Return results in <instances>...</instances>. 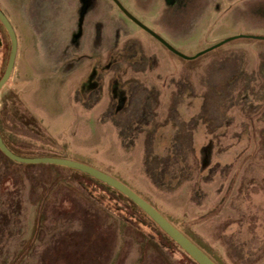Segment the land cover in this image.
<instances>
[{
    "label": "rangeland",
    "instance_id": "374dc122",
    "mask_svg": "<svg viewBox=\"0 0 264 264\" xmlns=\"http://www.w3.org/2000/svg\"><path fill=\"white\" fill-rule=\"evenodd\" d=\"M118 2L181 54L116 0H0L4 137L122 180L218 264H264V0ZM10 50L0 21V78ZM109 187L0 153V264H198Z\"/></svg>",
    "mask_w": 264,
    "mask_h": 264
},
{
    "label": "water",
    "instance_id": "95a60500",
    "mask_svg": "<svg viewBox=\"0 0 264 264\" xmlns=\"http://www.w3.org/2000/svg\"><path fill=\"white\" fill-rule=\"evenodd\" d=\"M118 5L122 10L141 27L152 33L161 42L166 44L170 49L175 50L171 45H169L162 37H160L156 32L152 31L146 25H144L137 18L132 16L119 2L116 0ZM0 21L6 28L10 41L11 50L9 55V60L4 74L0 78V91L8 81L11 73L15 66V61L18 52V38L16 31L4 13L0 8ZM181 54L180 52H178ZM0 150L11 160L18 163L36 164V163H49L61 166H66L69 168L76 169L83 173H86L103 183L109 185L110 187L118 190L120 193L129 198L133 203H135L139 208H141L164 232L169 236L175 243H177L191 258H193L198 264H218L200 245H198L194 240H192L188 235L181 231L176 225H174L161 211H159L153 204H151L147 199L137 193L133 188L122 180L116 178L115 176L82 161L67 157L59 156H23L17 154L9 148L3 139L0 131Z\"/></svg>",
    "mask_w": 264,
    "mask_h": 264
},
{
    "label": "trees",
    "instance_id": "16d2710c",
    "mask_svg": "<svg viewBox=\"0 0 264 264\" xmlns=\"http://www.w3.org/2000/svg\"><path fill=\"white\" fill-rule=\"evenodd\" d=\"M0 131H1V134H2V136H3V139H4V141L6 142V144L9 146V148L11 149V150H13L14 152H16L17 154H20V155H23V156H36L37 154H33V153H30V152H27V151H23V150H21V149H19V148H16L14 145H12L11 143H9L8 141H7V139L4 137V135H3V132H2V129L0 128ZM0 153H1V155H3L4 157H6V158H8L5 154H3L2 153V151L0 150ZM9 159V158H8ZM11 160V159H10ZM15 162V161H14ZM53 166H56V167H61V168H65V169H69V170H74L73 168H69V167H66V166H61V165H56V164H53ZM83 175H86V176H89L90 177V175H88V174H86V173H83V172H81ZM92 177V176H91ZM97 180V179H96ZM99 182H102V181H100V180H98ZM103 183V182H102ZM105 184V183H104ZM110 188V187H109ZM167 237V236H166ZM167 239H169L172 243H174L172 240H171V238H169V237H167Z\"/></svg>",
    "mask_w": 264,
    "mask_h": 264
},
{
    "label": "flooded vegetation",
    "instance_id": "af4514ba",
    "mask_svg": "<svg viewBox=\"0 0 264 264\" xmlns=\"http://www.w3.org/2000/svg\"><path fill=\"white\" fill-rule=\"evenodd\" d=\"M138 24V23H137Z\"/></svg>",
    "mask_w": 264,
    "mask_h": 264
}]
</instances>
